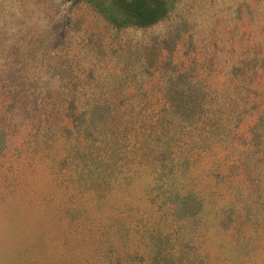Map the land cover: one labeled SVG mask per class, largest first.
I'll return each mask as SVG.
<instances>
[{
  "label": "rangeland",
  "instance_id": "1",
  "mask_svg": "<svg viewBox=\"0 0 264 264\" xmlns=\"http://www.w3.org/2000/svg\"><path fill=\"white\" fill-rule=\"evenodd\" d=\"M0 264H264V0H0Z\"/></svg>",
  "mask_w": 264,
  "mask_h": 264
}]
</instances>
